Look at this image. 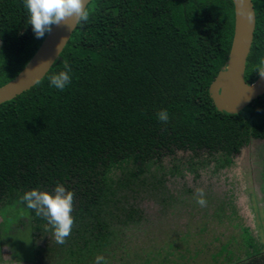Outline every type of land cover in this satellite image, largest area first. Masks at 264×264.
Returning a JSON list of instances; mask_svg holds the SVG:
<instances>
[{
  "label": "trees",
  "instance_id": "trees-1",
  "mask_svg": "<svg viewBox=\"0 0 264 264\" xmlns=\"http://www.w3.org/2000/svg\"><path fill=\"white\" fill-rule=\"evenodd\" d=\"M254 3L248 82L259 76L255 69L264 58V0ZM88 8L89 21L78 25L46 76L0 105L4 230L26 211L48 224L21 197L63 184L75 193L67 240L80 257L106 244L101 233L110 228L104 203L111 167L123 175L120 185L131 188L143 163L163 150L233 154L253 139L264 142V94L230 113L216 107L209 91L229 58L233 0H93ZM28 15L23 0H0V87L17 76L46 37H35ZM66 64L71 83L60 91L49 77ZM161 110L168 111V123L157 119ZM24 236L13 234L15 241ZM248 245L242 257L221 264H264V247Z\"/></svg>",
  "mask_w": 264,
  "mask_h": 264
},
{
  "label": "rangeland",
  "instance_id": "rangeland-1",
  "mask_svg": "<svg viewBox=\"0 0 264 264\" xmlns=\"http://www.w3.org/2000/svg\"><path fill=\"white\" fill-rule=\"evenodd\" d=\"M106 176L110 228L101 233L106 237L101 249H85L82 257L72 253L68 240L57 244L51 227L27 211L4 230L5 212H0V264H94L97 255L109 264H209L214 259L221 264L242 257L249 242L264 247L261 140L253 139L233 154L163 150L143 163L131 188L120 185L123 175L117 167ZM197 188L205 191V207L196 203ZM16 233L26 234L23 241H15Z\"/></svg>",
  "mask_w": 264,
  "mask_h": 264
},
{
  "label": "water",
  "instance_id": "water-1",
  "mask_svg": "<svg viewBox=\"0 0 264 264\" xmlns=\"http://www.w3.org/2000/svg\"><path fill=\"white\" fill-rule=\"evenodd\" d=\"M93 0H87L88 5ZM235 6V30L227 64L211 83L209 91L219 110L238 113L254 99L264 94V78L258 76L253 82L246 80V68L254 42L257 14L254 0H233ZM251 13V19H249ZM78 27L69 19L53 26L35 54L12 80L0 87V105L14 99L40 82L50 71ZM47 61L48 63H43Z\"/></svg>",
  "mask_w": 264,
  "mask_h": 264
},
{
  "label": "clouds",
  "instance_id": "clouds-1",
  "mask_svg": "<svg viewBox=\"0 0 264 264\" xmlns=\"http://www.w3.org/2000/svg\"><path fill=\"white\" fill-rule=\"evenodd\" d=\"M23 3L29 14L27 24L31 25L37 39H43L46 34L52 32L53 26H59L69 19L74 20L76 25H83L90 19L87 0H23ZM248 18L251 19V13ZM64 67V71L49 77L50 85L60 91L71 83V68L67 64ZM229 68V65L225 66L226 71H229ZM255 70L261 78H264V58L259 60ZM157 119L162 123H168V111H159ZM74 196V191L67 190L63 184L58 183L52 192L38 189L26 191L21 200L28 209L34 210L37 216L47 221L53 231L55 242L63 245L71 235L74 225L72 216ZM195 196L198 205L201 207L207 205L203 188H197ZM94 264H109V262L103 255H97Z\"/></svg>",
  "mask_w": 264,
  "mask_h": 264
}]
</instances>
